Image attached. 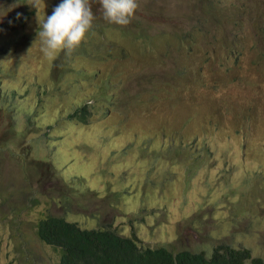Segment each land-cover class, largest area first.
Instances as JSON below:
<instances>
[{
	"label": "rangeland",
	"instance_id": "1",
	"mask_svg": "<svg viewBox=\"0 0 264 264\" xmlns=\"http://www.w3.org/2000/svg\"><path fill=\"white\" fill-rule=\"evenodd\" d=\"M61 2L0 0V264L59 263L60 249L36 233L47 215L111 229L140 247H246L264 263V158L254 153H264V66L256 59L264 47V0H214L213 15L230 17L209 18L196 44L212 55L203 60H217L225 95L181 91L209 113L193 127L180 97L156 82L169 57L139 68L131 49L113 58L114 67L89 54L60 63V54L45 56L39 26ZM89 2L105 20L100 4ZM137 2L131 22L139 31H179L188 16L201 14L193 0ZM143 40L133 41L135 50ZM141 68L145 76L133 80ZM94 71L111 74L114 98L86 123L71 120L97 88ZM205 144L215 152L205 153ZM173 148L180 160H172Z\"/></svg>",
	"mask_w": 264,
	"mask_h": 264
},
{
	"label": "trees",
	"instance_id": "2",
	"mask_svg": "<svg viewBox=\"0 0 264 264\" xmlns=\"http://www.w3.org/2000/svg\"><path fill=\"white\" fill-rule=\"evenodd\" d=\"M194 8L200 13L188 16L191 23L179 31H151L149 29L136 30L137 25L130 22L127 26H110L102 17L95 16L92 28L87 32L85 39L70 55L89 54L94 59L106 60L108 66H115L113 58H126L128 50L139 53V68L148 60L156 66L161 58L170 59L171 64L165 69L159 68L156 82L160 88L174 91L187 109L186 124L206 123L209 120L207 111L201 112L198 101L188 99L181 92L187 86L190 91L198 95L210 97L224 96L225 80L215 70L217 60H203L212 57L196 44L202 26L211 18L217 22L220 18L230 17L227 13L213 15L214 0H193ZM99 3V0H96ZM137 32V33H136ZM142 49L135 50L133 41L143 37ZM173 53V54H172ZM59 63L62 57H69L60 52ZM214 57V56H213ZM214 59H216L214 57ZM257 63L264 66V47L260 48ZM103 71H94L91 78L99 77L97 88L86 100L78 103L71 111L69 117L86 123L91 112L102 103L112 101L114 95L109 92L113 87L111 74L101 76ZM78 75H87L88 72L79 70ZM144 77L143 69L133 74V80ZM82 81L76 77L75 84ZM164 134L169 128L161 125ZM174 132L176 129H173ZM243 154H249V147L243 142ZM221 149L218 147V153ZM204 152L211 155L215 151L205 144ZM261 158L264 153L254 152ZM172 160L182 158L177 148L170 150ZM260 176V174H258ZM260 179H258V182ZM209 187L206 182L204 185ZM260 197V196H256ZM261 198V197H260ZM36 233L39 239L55 248L60 249L58 264H264L258 257H253L248 248L232 247L229 244L219 243L212 247L210 252L190 251L182 249L172 251L165 246L140 247L133 237L117 234L107 228H81L75 222L63 217L47 215L37 223Z\"/></svg>",
	"mask_w": 264,
	"mask_h": 264
},
{
	"label": "clouds",
	"instance_id": "3",
	"mask_svg": "<svg viewBox=\"0 0 264 264\" xmlns=\"http://www.w3.org/2000/svg\"><path fill=\"white\" fill-rule=\"evenodd\" d=\"M99 4L103 18L119 26H127L139 7L137 0H99ZM32 5L35 7V0ZM94 19L89 0H62L39 26L42 53L50 58L62 51L70 55L85 39Z\"/></svg>",
	"mask_w": 264,
	"mask_h": 264
},
{
	"label": "bare ground",
	"instance_id": "4",
	"mask_svg": "<svg viewBox=\"0 0 264 264\" xmlns=\"http://www.w3.org/2000/svg\"><path fill=\"white\" fill-rule=\"evenodd\" d=\"M239 248H246V247H239Z\"/></svg>",
	"mask_w": 264,
	"mask_h": 264
}]
</instances>
